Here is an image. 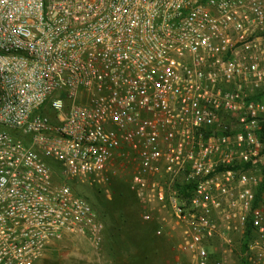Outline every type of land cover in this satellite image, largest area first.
Here are the masks:
<instances>
[{
    "label": "built area",
    "instance_id": "built-area-1",
    "mask_svg": "<svg viewBox=\"0 0 264 264\" xmlns=\"http://www.w3.org/2000/svg\"><path fill=\"white\" fill-rule=\"evenodd\" d=\"M173 264H264V0H0V264L103 225L111 171ZM167 237V236H166Z\"/></svg>",
    "mask_w": 264,
    "mask_h": 264
},
{
    "label": "rangeland",
    "instance_id": "rangeland-1",
    "mask_svg": "<svg viewBox=\"0 0 264 264\" xmlns=\"http://www.w3.org/2000/svg\"><path fill=\"white\" fill-rule=\"evenodd\" d=\"M132 171L130 167L119 168L118 164L111 171L112 188L122 184L129 198L126 184ZM70 185L89 201L102 223L101 245L94 248L87 239L68 236L53 242L35 264H173L169 244L176 240L179 230L170 217H164L166 232L159 236L156 222H143L135 200L127 199L126 203L113 197L107 200L102 192L97 194L87 184L72 182ZM234 240L232 247L217 240L213 246L216 257L225 256L231 264H237L243 252L241 241L236 236Z\"/></svg>",
    "mask_w": 264,
    "mask_h": 264
},
{
    "label": "trees",
    "instance_id": "trees-1",
    "mask_svg": "<svg viewBox=\"0 0 264 264\" xmlns=\"http://www.w3.org/2000/svg\"><path fill=\"white\" fill-rule=\"evenodd\" d=\"M122 187H123L122 184H116L114 186V188H115L114 190L118 192V195L115 196L114 199L119 200V202L121 201L122 203H126L127 199H133V198L132 197L129 198L128 195H127V192H125ZM146 228H147V226H146ZM249 235H250V230H247V232H246V234L244 236V239L241 242V244H242V247H241L242 252H244L246 250V243H247ZM237 264H246V263H245V260L243 258H241L240 261Z\"/></svg>",
    "mask_w": 264,
    "mask_h": 264
},
{
    "label": "crops",
    "instance_id": "crops-1",
    "mask_svg": "<svg viewBox=\"0 0 264 264\" xmlns=\"http://www.w3.org/2000/svg\"><path fill=\"white\" fill-rule=\"evenodd\" d=\"M152 223H154V222H152Z\"/></svg>",
    "mask_w": 264,
    "mask_h": 264
}]
</instances>
